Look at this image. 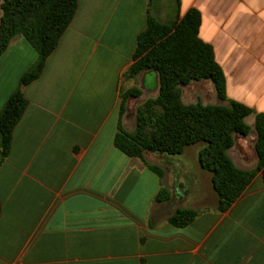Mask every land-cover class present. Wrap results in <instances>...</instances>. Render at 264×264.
Returning a JSON list of instances; mask_svg holds the SVG:
<instances>
[{
  "label": "crops",
  "instance_id": "0c3cea01",
  "mask_svg": "<svg viewBox=\"0 0 264 264\" xmlns=\"http://www.w3.org/2000/svg\"><path fill=\"white\" fill-rule=\"evenodd\" d=\"M193 9L228 100L254 112L252 128L264 116V0H159L154 9L152 0H78L42 75L22 89L28 105L0 165V264H264L261 172L219 212L212 176L198 161L203 144L180 158L146 153L163 177L114 144L119 125L133 132L138 107L158 93L155 72L126 77L148 16L173 23ZM37 57L23 37L1 57L0 112ZM203 83L186 88L207 86L213 96ZM133 88L142 96L129 98L121 116ZM255 139L254 129L235 137L228 155L238 169L257 168ZM162 189L168 202L157 201ZM178 209L199 215L175 227L169 218Z\"/></svg>",
  "mask_w": 264,
  "mask_h": 264
},
{
  "label": "trees",
  "instance_id": "16d2710c",
  "mask_svg": "<svg viewBox=\"0 0 264 264\" xmlns=\"http://www.w3.org/2000/svg\"><path fill=\"white\" fill-rule=\"evenodd\" d=\"M175 2L178 6L180 0ZM77 9L78 0H3L0 5V59L20 37L25 38L38 55L0 112V165L11 152L14 130L28 105L22 89L40 78ZM200 25L201 15L194 9L181 21L173 23H162L151 14L148 16L147 28L138 37L134 64L126 77L135 79L143 73L155 72L158 93L138 107L133 132L119 125L114 144L125 155L141 159L159 177H163V170L148 163L146 153L176 157L190 146L203 144L198 153L199 164L212 176V188L218 196L217 210L226 212L257 172L262 173L264 181V116L255 115L252 128L247 119L254 112L228 100L225 75L216 63L213 48L199 38ZM205 81L213 84L217 98L228 105L183 101L184 88ZM141 96L138 88L124 93L121 116L126 111L127 100ZM253 129L258 165L253 171H244L235 166L228 152L234 147L237 135L248 137ZM170 199L171 194L166 189L157 197L159 203ZM198 215L195 210L178 209L169 222L182 228Z\"/></svg>",
  "mask_w": 264,
  "mask_h": 264
},
{
  "label": "rangeland",
  "instance_id": "374dc122",
  "mask_svg": "<svg viewBox=\"0 0 264 264\" xmlns=\"http://www.w3.org/2000/svg\"><path fill=\"white\" fill-rule=\"evenodd\" d=\"M159 2V0H152V8L154 9L156 4ZM1 13V10H0ZM203 84H207L212 86V90L214 92L213 96H212V92L210 90V88H208L207 86H196V85H192L189 88H185L183 89V93H184V100L185 103H196L198 100L203 101L204 104H210V105H220L221 103L219 102V100L217 99L215 90L213 85L211 84V82H206ZM174 158H180L179 156H176Z\"/></svg>",
  "mask_w": 264,
  "mask_h": 264
}]
</instances>
